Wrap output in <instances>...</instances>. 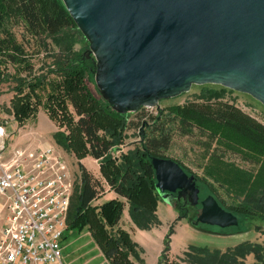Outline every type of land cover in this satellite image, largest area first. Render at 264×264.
Returning a JSON list of instances; mask_svg holds the SVG:
<instances>
[{"label":"trees","instance_id":"1","mask_svg":"<svg viewBox=\"0 0 264 264\" xmlns=\"http://www.w3.org/2000/svg\"><path fill=\"white\" fill-rule=\"evenodd\" d=\"M15 24L23 26L21 40ZM76 27L62 0H0V94L4 83L13 91L7 112L21 126L43 104L57 127L53 133L55 143L78 161L86 155L98 160L102 178L118 195L95 203L104 191L103 182L79 163L80 177L70 199L62 242L86 230L110 264L143 263L141 247L119 225V220L127 202L136 227L150 229L159 225L156 213L159 194L151 158L163 157L178 128L207 131L212 140L258 165L254 172L233 169L221 175L206 171L197 179L207 185L222 207L236 216L238 213L264 221V123L234 102L218 98L215 91L204 94L201 102L158 108L149 119L140 114L143 107L134 111L133 118L131 112L116 111L85 85V74L94 65L92 55L80 53L69 44L55 55L52 53L55 36L63 29ZM27 36L41 46L35 52L52 53L47 72L34 71L30 58L34 54L28 53L22 40ZM44 90L47 92L43 99ZM136 125L138 139L134 147L122 152L127 131ZM220 158L215 153L212 156L216 163H220ZM211 180L233 186L236 200L225 203ZM172 229L169 228L168 234ZM168 234L158 264H168L163 261L170 247ZM250 254L255 259L253 264H264V249L251 241H242L225 250L190 245L183 252L181 262L173 264H245Z\"/></svg>","mask_w":264,"mask_h":264},{"label":"water","instance_id":"2","mask_svg":"<svg viewBox=\"0 0 264 264\" xmlns=\"http://www.w3.org/2000/svg\"><path fill=\"white\" fill-rule=\"evenodd\" d=\"M95 59L100 95L120 113L158 106L194 84L246 93L264 106V0H62ZM156 188L198 201L196 178L153 156ZM197 221L225 228L237 216L209 194Z\"/></svg>","mask_w":264,"mask_h":264},{"label":"rangeland","instance_id":"3","mask_svg":"<svg viewBox=\"0 0 264 264\" xmlns=\"http://www.w3.org/2000/svg\"><path fill=\"white\" fill-rule=\"evenodd\" d=\"M15 25L14 29L18 38L21 40L20 34H22L23 26L20 24ZM22 40L26 44L27 49H29L28 53L32 51L34 54L33 57L30 58L34 64V71L37 73L47 72L48 66L52 61V53L55 55L58 49H62L66 44L71 45L80 53L92 55L87 52L89 50V43L78 27L74 29H63L58 33L51 45V54H45L43 50L41 52H35L36 50H41V46L38 45L36 40L29 36ZM92 66L93 68H88L84 82L91 93L102 101L94 78L95 59L94 65L91 64V67ZM50 77H53V75L51 74ZM9 88L10 85L7 83L2 84V93L0 94V124L2 123L5 125L6 140L8 143L23 145L30 141L29 139H33L30 138V133H33L32 136H34L39 143H51L62 153L73 173L75 184L78 183L80 177L79 163L84 165L95 177L101 179L104 185V191L95 203H101L104 200L118 197L107 184V181L102 178L98 160L90 155H86L80 159L81 161H77L78 159L71 152L64 150L55 143L53 134L51 133L54 129V122L52 123L48 118L43 104L39 106L34 117L20 126L6 109L13 95V91ZM212 91L217 92L218 98L234 102L244 111L264 123V106L259 101L246 93L237 92L214 84H194L191 86L190 90L185 93L176 97L160 100L158 106L141 108L140 114H143L146 119H149L150 115H154L158 108L165 109L166 107L182 105L189 101L201 102L204 94H208L209 92L212 93ZM46 92L45 90L41 92L43 99L45 98ZM69 108L73 111L71 105H69ZM131 113L133 118L134 112L131 111ZM35 125H37V129H39V133L33 131L36 130L34 129ZM137 130L138 125L127 131L128 137L125 139V143L121 145L122 152H126L134 147L133 145L138 139ZM214 153L221 157L220 163L213 162L212 156ZM116 154L119 155L120 152ZM163 157L177 161L188 174L195 176L199 188L198 201L195 204L190 203L187 206V212H184L178 209L174 200L169 199V201H164L159 195L156 213L160 223L153 229L147 230V232L142 234L136 227H131L127 220V212L125 209V216L121 221V226L126 227L134 240L145 249L147 264L157 263L156 261L160 254L158 249H163L165 237L170 227L173 228L172 232L168 234L170 247L169 250L166 251L163 260L168 264L181 262L183 252L190 245L225 250L242 241H251L261 244L262 249H264V221L258 218L253 219L237 213V225L225 228L211 226L197 221V216L200 214L201 210L200 201L209 194L215 197L214 193L207 185L197 179L198 175H203L206 171L225 175L227 171L233 169H241L244 172H254L258 165L247 158H243L240 152L227 149L225 146L217 143L216 140H212L207 131L195 127L190 128V130H183L181 128L175 130L171 144L163 153ZM211 182H213L215 189H217L219 196L224 199L225 203L230 204L236 200L235 197L237 193L234 192L233 186L230 187L228 183L224 184L221 180H211ZM125 206V208H127V202H125ZM225 208L227 210V207ZM5 215L6 209L3 207L2 199L0 198V229L4 224ZM85 232L86 230H84L79 237L71 235L67 241L63 243L62 255L64 261L67 262V264H110L103 259V256L98 250L99 248H96L97 245L95 242L90 240ZM72 239L73 241H71ZM254 261L253 255L250 254L246 256L244 263L253 264ZM135 262L137 263V261Z\"/></svg>","mask_w":264,"mask_h":264},{"label":"built area","instance_id":"4","mask_svg":"<svg viewBox=\"0 0 264 264\" xmlns=\"http://www.w3.org/2000/svg\"><path fill=\"white\" fill-rule=\"evenodd\" d=\"M6 137L1 123L0 264H67L62 237L75 185L69 164L51 143L9 144Z\"/></svg>","mask_w":264,"mask_h":264},{"label":"crops","instance_id":"5","mask_svg":"<svg viewBox=\"0 0 264 264\" xmlns=\"http://www.w3.org/2000/svg\"><path fill=\"white\" fill-rule=\"evenodd\" d=\"M39 113V112H38ZM38 115V114H37ZM49 118V117H48ZM50 119V118H49ZM51 120V119H50ZM37 121V120H36ZM51 122L53 123V121L51 120ZM53 126H54V129L51 131V133L53 134L54 132H55V130L57 129L56 128V126H55V124L53 123ZM34 129H36V130H33V131H36V132H38L39 133V129H37V125H35V128ZM33 135V133H30V138H33V139H29L30 141H28L27 143H25V144H23V145H29V146H35V145H40L41 143H39L38 141H37V139L36 138H34V136H32ZM28 137H29V135H28ZM78 161V160H77ZM79 161H81V160H79ZM0 198L2 199V203L4 204V202H5V197H1L0 196ZM127 205H128V203H127ZM126 206H125V204H124V207H123V212H122V216H121V218H120V220H119V225L121 226L122 224H121V221L123 220V218H124V216H125V209H126V212H127V220L129 221V224L131 225V227L133 226V228L134 227H136L135 225H134V223L132 222V220H131V218H130V215H129V205L127 206V208H125ZM122 228H124V229H126L127 230V228L126 227H124V226H121ZM140 232H141V234L142 233H144V232H147V230H150V229H153V228H150V229H140V228H138V227H136ZM128 231V230H127ZM82 233V232H81ZM80 233V234H81ZM85 233H87V235L89 236V238H90V240H92V238H91V235H90V233L88 232V231H86ZM80 234H78V235H74V237H79L80 236ZM132 236V235H131ZM132 239L134 240V238H133V236H132ZM67 241V240H66ZM66 241H63L62 242V247H63V243L64 242H66ZM71 241H73V239L71 240ZM135 241V240H134ZM137 242V241H136ZM138 243V242H137ZM139 244V243H138ZM67 245V244H66ZM139 246H140V244H139ZM141 247V253H140V257H141V259H143V263H145V264H147V260H146V257H145V249L142 247V246H140ZM96 248H98L97 246H96ZM99 250V249H98ZM158 251H160V253H161V251H162V249H158ZM99 252H100V250H99ZM101 253V252H100ZM143 255V258H142V255ZM101 255H102V253H101ZM159 258H160V254H159V256H158V259H157V263L156 264H158V261H159ZM104 259V258H103ZM105 260V259H104ZM136 264H139V263H136Z\"/></svg>","mask_w":264,"mask_h":264},{"label":"flooded vegetation","instance_id":"6","mask_svg":"<svg viewBox=\"0 0 264 264\" xmlns=\"http://www.w3.org/2000/svg\"><path fill=\"white\" fill-rule=\"evenodd\" d=\"M169 199L174 200L179 210L187 212V206L190 204L188 193L178 196V192H173L169 194Z\"/></svg>","mask_w":264,"mask_h":264}]
</instances>
